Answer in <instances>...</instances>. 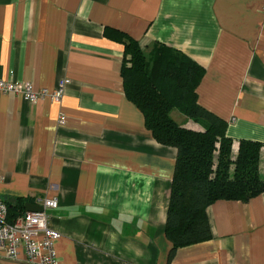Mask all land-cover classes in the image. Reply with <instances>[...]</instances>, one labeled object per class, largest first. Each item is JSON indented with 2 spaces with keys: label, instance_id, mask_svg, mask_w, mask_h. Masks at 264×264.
Instances as JSON below:
<instances>
[{
  "label": "crops",
  "instance_id": "obj_1",
  "mask_svg": "<svg viewBox=\"0 0 264 264\" xmlns=\"http://www.w3.org/2000/svg\"><path fill=\"white\" fill-rule=\"evenodd\" d=\"M111 30L206 69L198 103L227 122L234 156L241 139L264 145V0H0V79L49 91L70 80L59 102L0 93V197L22 212L57 199L46 212L59 264H264V192L208 206L212 238L170 260L178 150L128 99L124 45ZM259 170L264 179V146ZM20 258L0 252V264H30Z\"/></svg>",
  "mask_w": 264,
  "mask_h": 264
},
{
  "label": "trees",
  "instance_id": "obj_2",
  "mask_svg": "<svg viewBox=\"0 0 264 264\" xmlns=\"http://www.w3.org/2000/svg\"><path fill=\"white\" fill-rule=\"evenodd\" d=\"M111 32L124 45L122 77L128 99L143 112L154 138L178 150L165 229L171 260L178 248L212 238L208 206L218 200L248 202L264 192L259 170L264 145L241 139L233 155L227 122L198 103L203 66L164 44L156 43L148 52L126 33ZM175 108L204 130L179 125L171 116ZM7 205L9 221L25 213L17 210L22 203Z\"/></svg>",
  "mask_w": 264,
  "mask_h": 264
},
{
  "label": "built area",
  "instance_id": "obj_3",
  "mask_svg": "<svg viewBox=\"0 0 264 264\" xmlns=\"http://www.w3.org/2000/svg\"><path fill=\"white\" fill-rule=\"evenodd\" d=\"M68 83H70L68 78H62L56 88L49 91L48 89L35 90L31 82L0 79V93L20 95L30 103H36L47 97L54 102H59ZM66 118V115L61 113L59 124H65ZM57 205V199H45L43 211H27L14 221H9L8 205L0 197V252L3 253V257L21 261L20 253L23 251L26 261L30 264H59L55 240L60 233L50 227L49 215L46 212V209L55 208Z\"/></svg>",
  "mask_w": 264,
  "mask_h": 264
},
{
  "label": "water",
  "instance_id": "obj_4",
  "mask_svg": "<svg viewBox=\"0 0 264 264\" xmlns=\"http://www.w3.org/2000/svg\"><path fill=\"white\" fill-rule=\"evenodd\" d=\"M26 206H27V208L30 211H43L44 210V207L43 206L35 205V204H32V203H27Z\"/></svg>",
  "mask_w": 264,
  "mask_h": 264
},
{
  "label": "rangeland",
  "instance_id": "obj_5",
  "mask_svg": "<svg viewBox=\"0 0 264 264\" xmlns=\"http://www.w3.org/2000/svg\"><path fill=\"white\" fill-rule=\"evenodd\" d=\"M174 115L179 116L181 115V112L178 109H174Z\"/></svg>",
  "mask_w": 264,
  "mask_h": 264
}]
</instances>
